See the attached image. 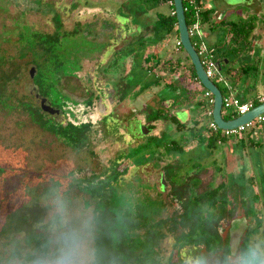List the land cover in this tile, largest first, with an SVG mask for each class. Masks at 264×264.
Listing matches in <instances>:
<instances>
[{"label": "rangeland", "instance_id": "rangeland-1", "mask_svg": "<svg viewBox=\"0 0 264 264\" xmlns=\"http://www.w3.org/2000/svg\"><path fill=\"white\" fill-rule=\"evenodd\" d=\"M142 1L0 0V233L1 229L6 227L9 213L29 203L38 204L34 215L41 218L40 226L32 235L28 233L0 235V264H55L62 246L61 238L69 231L78 232L85 238L87 250L91 254L89 259L79 258L77 264H94L96 202L86 187L89 186V181L93 182L92 177L96 175L100 181L110 176L113 184H116L117 194L134 205L152 198L150 202L155 203L158 209L162 198H166L170 192V195L174 196L173 199L182 202L178 211L179 218L186 215L188 208L191 209L192 195L211 190L225 179L226 182L230 181L231 176H226L225 172L228 165V169L231 168L228 162L231 160H225L220 152H213L205 145L196 142L186 143V134L172 131L173 127L167 123L168 121L153 120V111L173 106L175 98L185 96V90H181L182 83H176L177 92L155 86V74L142 68L141 58L146 54L172 61L183 60V63L186 61L185 52L176 51V36L167 34L161 28H153V14L168 13V6L148 5L149 9H146V3ZM203 2L212 4L216 11L213 20L216 22L238 21L254 16L259 28L257 31L263 34L256 35V39L259 36L262 38L258 40L259 44L254 41L250 50L258 55L259 45L264 48L262 14L264 0H203ZM116 22L125 28L135 29L126 43L127 45L129 43L127 49L122 52L123 55H130L132 60H129L126 72L123 73L119 62L115 67L113 63L107 65L109 61L106 59L112 55L110 54L112 49L108 48L101 64L103 73L99 66L101 53L108 45H114L113 34L109 33L111 29H116ZM204 30L208 31L206 26ZM217 31L216 44H222L224 51L227 48L224 45L226 29L221 27ZM49 35L53 39L50 48L45 41ZM116 35L121 36V33L117 31ZM140 35L146 39V47H140L136 43ZM205 42L209 48L212 46L208 34ZM115 59L121 60L117 55ZM58 63L61 64L60 67H57ZM33 64H38L41 76L37 78V82L43 81V84L50 86L57 82V78L65 85L70 84L75 88L70 90L68 87L70 96L76 102L74 103L76 117L80 120H91L94 125L92 130L89 128V131H86L83 138H79V141L69 143L68 138L62 139L64 136L59 126L51 121L50 124L54 126L56 132L52 133L45 129L49 122L46 126H42L41 122L36 123L19 104L26 102L33 108L35 106L33 98L28 93V88L33 82L29 78V70ZM49 65L61 71L55 72L52 67L50 70ZM77 68L79 69L76 74L66 81L65 77H69ZM115 70L119 72L114 74ZM221 74L225 75L224 70ZM107 82L115 83L120 90L129 86L124 95L130 97L132 92L135 95L131 99L132 102L135 101L133 105H128L129 100L123 102L126 107L120 108L119 116L122 117L123 112L129 109L127 116L139 117L142 123L154 128L153 133L157 134L156 136L141 135L138 124L132 125L130 133H127L121 127L123 117H118V121L108 118L98 122V112L101 109L96 106L90 113H85L82 90L94 91L93 87H96L100 91H106L112 87ZM212 82L224 95L227 93L225 85L217 80ZM246 83L256 86L245 91L243 89L245 82H242L235 90H231L232 94L239 99L247 100L257 98L264 92V79L260 76L256 83L253 78ZM48 94L49 101L56 107L68 100L64 94H60L57 89L54 90L53 86L50 87ZM196 96V100L206 102L203 92H198ZM169 98L173 101H169ZM108 109L112 110V107ZM196 109L194 106L191 111L183 109L178 113L174 110L172 114L181 124H186L190 122ZM135 113L138 114L134 115ZM44 118L42 119L45 120ZM202 120L207 125L209 118L204 116ZM252 129L262 134L260 130L263 129L259 126H254L249 131ZM81 136L80 134L79 137ZM243 138L244 135H238L226 139L225 143H228L230 148L245 146L248 164L250 168L255 167L257 177L255 180L253 176L252 183L257 189L260 188L263 194L264 170L259 169L260 166L264 167V147L257 150L253 147L248 148L247 144L243 143ZM263 140L261 137L258 141L261 146L264 145ZM171 141L184 144L183 151L169 148ZM169 163L171 166L164 171L166 178L163 180L160 177L161 166ZM116 167H119L121 173ZM125 170L128 172L125 173ZM230 174L232 175L231 172ZM234 178L236 180L235 176ZM195 181L198 183L200 181L199 187L192 191L191 187ZM233 193L242 196L240 191L236 190ZM249 201L252 199L247 198L244 201L248 202L245 203L246 206L250 205ZM197 208L200 209L199 206ZM173 209L174 207L170 206L164 213L170 214ZM203 214L205 215V212ZM191 215L194 216V213ZM25 228L27 227H22V232H26ZM164 228L167 235H174L175 230L170 228L169 221L164 224ZM7 231L14 229L9 227ZM188 231L189 228L181 226L178 234H186ZM257 245H261V242ZM164 246L160 247L162 253L154 258L156 259L154 264H159L160 260L163 264H169V260L177 264L179 256L183 257L186 251L191 253L199 248L185 245L177 246L174 250L173 240ZM192 256L191 253L190 258Z\"/></svg>", "mask_w": 264, "mask_h": 264}, {"label": "trees", "instance_id": "trees-1", "mask_svg": "<svg viewBox=\"0 0 264 264\" xmlns=\"http://www.w3.org/2000/svg\"><path fill=\"white\" fill-rule=\"evenodd\" d=\"M143 2L146 3V9H149L147 7L148 5L154 7L168 6V13L156 12L153 14V28H161L167 34H174L178 39L177 20L172 4L173 0H143L142 3ZM195 5L196 7H201V0H196ZM213 13L212 9H206L200 11L196 15L195 9H191L184 13L185 22L186 25L189 26L194 19H198L203 25L207 24L211 31L220 29L221 27L226 29L227 35L225 36V44L223 43L227 46L226 50L223 51L222 44H214L210 47V50L214 53L215 61L219 63L220 72L224 70L225 75L223 77L229 88L235 90L242 82H245L244 85H246V82L252 78L256 83L259 76L261 79H264V61H261L258 56L255 58L249 56L252 34L257 27L255 17L251 16L248 19H241L238 21L222 20L216 22L213 20ZM49 40L51 41L49 42ZM45 41L50 45L53 43L52 37L49 39L47 37ZM184 60L186 61L185 63H183V60L172 61L171 59H161L157 55L146 56V70L149 73L155 74V86H162L177 92L178 83H182L184 86L183 90H185L188 89L189 83L194 82V84H197L200 88L198 91H191L189 89L187 91L188 94L185 92L183 98H175V104L170 108H160L153 111V120L168 121L167 123H169L176 132H184L186 134V143L196 142L214 151L219 144L226 142V138L221 137L218 133L215 134L210 132L207 125L204 124L202 118L205 116L204 112L208 107V103L207 101L203 103L201 100H196V95L198 92L205 90L199 84L194 68L186 54ZM62 64L64 65V63ZM60 66L61 64L58 63L57 67ZM41 86L46 87L47 85L46 83L43 84L42 81ZM255 86L256 84L251 85L248 89L252 90ZM175 97H177V93ZM256 100L257 98L254 97L245 101H253L256 103ZM191 102H194V106H196L197 109L194 112L192 125L188 127L181 124L172 112L176 109H181ZM19 104L22 105L32 118H36L38 123L41 122L43 126L47 125L49 121H42L43 115L39 113V110H35V108L31 107V104L26 102H21ZM221 113L225 121L238 118L237 115L223 110ZM48 124L47 128L55 133L56 130L53 129L54 126H51L50 123ZM59 130L64 137H67L72 142L79 141V138H83L86 132L84 128H77L72 125H70L69 129L64 130L62 127H59ZM80 134L82 135L81 137H79ZM242 141L247 144L248 148H256L259 145L253 142L248 134H246ZM183 146L184 144L180 145L175 141H171L169 148L174 151L182 152ZM111 179L110 176H107L104 178V181L98 180V182L87 187L91 198L96 202L95 211L97 215L95 216L94 222L97 228L94 264H154V261H156L154 258H157L158 254L162 253L159 245L165 238V233H162L161 228L167 223V220L165 221V219L162 220L161 218L156 220L155 217L158 209H156L155 203L151 202V210L146 212V201L137 202L134 205L126 201L123 196H119L117 194L118 190L116 189V185L113 184V180L111 181ZM218 193L219 187L192 197L191 203H193L191 209L188 208V211H186V215L179 218L177 212L168 220L170 228L175 230V237H177L174 241L175 245L182 247L184 244L191 243L195 235L194 230L206 227V224L202 226L204 221L203 218L206 215L203 217L200 215V211L203 209L206 213L208 207L214 206L218 201ZM37 205V203L32 202L21 209L9 213V220L5 225L6 227L1 229L0 235H17L22 233L32 235L35 229L41 224V218L34 215ZM198 206L200 209L197 208ZM198 211L199 214L197 215ZM192 213H194L195 217L191 215ZM23 226L27 227L25 228L26 232H22ZM181 226L182 228H189V231L186 232V234H178ZM9 227L10 229H14V231H7ZM196 236H198V232ZM204 238L205 237H203L202 240L205 243L206 240ZM182 241H184V243ZM169 262V264H175L172 260H169ZM159 264H163L161 260Z\"/></svg>", "mask_w": 264, "mask_h": 264}, {"label": "flooded vegetation", "instance_id": "flooded-vegetation-1", "mask_svg": "<svg viewBox=\"0 0 264 264\" xmlns=\"http://www.w3.org/2000/svg\"><path fill=\"white\" fill-rule=\"evenodd\" d=\"M117 31L121 33V36L116 35ZM134 32H135V29L125 28L119 23H117L116 29L115 28L111 29L109 34L110 35L113 34L114 38H112L113 39L112 41H113L114 45H112V44H110V42H108L110 45H108L107 48L105 47L106 49L103 47L105 49V51L101 53L102 55H101V59L99 62V66L101 69H103V66H101V64L104 62L105 55L108 52L106 50L108 48H111L112 53H110V54H112V55L106 59V61H109V64H107V65H110L113 63L112 65L115 67L117 65V63L119 62V64H120L119 66H120V69L122 70V72L123 73L126 72L127 63L129 62V60H132V57H130V55H127V54L123 55V53H124L123 50L127 49V46L129 45V43H128V45L126 43L130 40L131 35H133ZM123 33L125 34L124 36L122 35ZM47 37L49 39L51 36L49 35V36H46V38ZM50 41L51 40H49V42ZM137 41L138 42H136V43L139 44L140 47H146V39H144V37H142L141 35L138 36ZM48 46L50 48V44H48ZM113 48L115 49L114 51H113ZM117 53H119V54H117ZM114 54L117 56H120L121 60L118 61V59H115ZM121 55L123 57H121ZM141 66L144 70H146V54H144L143 57L141 58ZM33 67L35 68V72H34L33 78H30V75H29V78L31 80H33V82L31 83V85L28 88V93L33 98V102L35 104V106H34L35 110H39V113L43 115V118L45 117L44 118L45 120L42 119V121H44V122L49 121V123L51 121L53 123H56L59 127H62L64 129H69L70 125H72V126L77 127V128H82V129L84 128L86 131L87 130L89 131V128L92 130L94 125H93L91 120H88V119L87 120H80V119H78V117H76V113H75V110H76L75 106L76 105H74V103H76V102L70 96L71 92L68 89V87H69V88H71L70 90H74L75 88L73 87V85H70V84L65 85L64 82H61L60 80H57V78H56L57 82L54 85L51 84L50 86L47 85L46 87L45 86L42 87L41 86L42 82H40V83L37 82L38 81L37 78L40 76L39 75L40 73L38 71V64H33ZM51 67L54 68L53 65ZM51 67H50V70L52 69ZM78 69L79 68H77L76 71L74 70V72L71 75H69V77H67V78L65 77L66 81H68L67 79L71 78L72 75L76 74ZM116 70L113 72L114 74L119 72ZM56 71H61V70L55 69V72ZM101 72L104 73V69L101 70ZM46 78H47V76H46ZM41 80H42V78H41ZM107 83H108V85H111L112 87H109L108 89H106V91H100V90L96 89V87H93L94 91H91L88 89H83L84 88L83 86L81 87V89H83L82 90L83 91L82 103H83L84 111L86 110L85 113H90L94 109V107L96 106V107L101 109L98 112V118H99L98 122H102V120L108 119V118L112 119L113 121H118V117L119 118L123 117L124 120L123 121L120 120V121H122L121 127L127 133H130V130H131L130 127L132 125L138 124V127L139 126H148V125L142 123V121H140L141 119L137 116L136 117L135 116H133V117L127 116L129 109L123 112L122 117L119 116L120 108L126 107L123 102L129 100L130 103L128 105H133L135 101L132 102L131 99H132V96H135V95L133 94V92L130 93V97L129 96L126 97L124 95L126 93V91L128 90L127 87H129V86L124 85L125 87H123V90H120L115 86V83H111V84L109 82H107ZM48 84H49V81H48ZM51 86H53L54 90L57 89V91L60 94H64L66 96V98L68 99L65 102H62V105L59 107L53 106L51 104V102L49 101V97H48L49 94L48 93H49V89ZM34 89H36L38 91V93H37L38 97H36ZM134 93H136V92H134ZM41 99L46 100L45 104L49 105L52 109H54L57 112H55L54 114H49V113L43 112L42 109L40 108V100ZM106 102H108V104ZM66 103H67V105H66ZM109 107H112V110H109L108 109ZM137 114L138 113H135L134 115H137ZM126 116H127V118H126ZM32 119L36 123H38V120L36 118L33 117ZM105 127H107V126H105ZM148 128L154 129L152 126H148ZM45 129L54 133L53 131H51L48 128H45ZM152 136H156V135L153 134ZM62 139H65V137H63ZM70 142H72V141L69 140V143ZM168 166L169 167L171 166L170 163L161 166L160 177H162L163 180H165V178H166V176H165L166 174L164 173V171L167 169ZM118 168L116 167V170L121 173V171L118 170ZM226 171H227V169H226ZM123 172L124 171H122V173ZM127 172H128V170H125V173H127ZM92 180H93V182L89 181L88 185H91V184L98 182L97 175L92 177ZM199 183H200V181H199ZM199 183H198V181H195L192 184L193 186L191 187V190L196 191L199 187V185H198ZM238 183H239V186H238ZM240 185H241L240 182L238 180H235L234 175H233L231 177L230 181L226 182V179H225V181L219 182L213 189H211V190H214L217 187H219V193H218V197H217L218 201L214 206L207 208V211L205 213L206 216L203 214L204 213L203 209L200 212V215L203 214L202 216L206 217V219H204L205 217L203 218L204 221L202 223V226H204L206 224V227L205 228L204 227L199 228L198 230H194L195 235H194L193 239L191 240L192 242L190 241L191 243L184 244L182 246V247H184L185 245H189V247H193L196 249L198 247L199 248H198V250H193V252L191 251V253L193 254V256L191 258H190L191 253L189 251H186L183 254V257L179 256V259H178L179 261L177 262V264H188V261L194 260L196 258H205L208 261V264H223L224 257L225 256H231L233 254V253L231 254V250L229 248L230 247L229 236H230V231H231L232 225L234 223H236V225L241 223V225H242L243 221H244L243 222L244 227H243L242 232L239 236V239H238V242H237V245L235 248V253L245 251L250 246L257 245L260 242H261V246L264 247V193L262 194L261 189L259 188L257 190L255 196L254 197L252 196V198H250L247 196L246 189ZM234 187L239 188V189L233 190ZM211 190H207L204 192H208ZM236 190L240 191L242 193V196H240L239 194L234 195L233 192ZM204 192H202V193H204ZM202 193H198V194H202ZM260 193H261V195H260ZM194 196H196V194L192 195V197H194ZM192 197H191V200H192ZM173 198H174V196L172 194L170 195V192L167 193L166 198H162L163 201H160V207L158 208V212H157L156 217H155L156 220L161 218L162 220L165 219V221L166 220L168 221L180 210L179 208L181 207L182 202H180V200H175ZM247 198L249 200L252 199V201H249V203H250L249 206L245 205V203L247 204L248 202H244ZM150 199L152 200V198H150ZM150 199L149 200L146 199V212H149V210H151ZM167 199L169 201H167ZM158 200L159 199H156V201H158ZM170 206L174 207L172 213H170V214L167 212L164 213L166 211V209H169ZM157 215H158V217H157ZM165 230L166 229L164 228V226H162V228H161L162 233H165ZM197 232H198V236H196ZM202 232L204 233V235ZM200 233H202V234H200ZM203 237H205L204 238L206 240L205 243L202 240ZM174 238H176L175 233L172 236H169L165 233V238L162 240V243L159 245V247H165L164 245H169L170 240H173V243H175ZM182 242L184 243V241H182ZM177 246L178 245H175L174 250H176ZM186 247H188V246H186ZM183 249H185V248H183ZM173 254H174V252H173Z\"/></svg>", "mask_w": 264, "mask_h": 264}, {"label": "built area", "instance_id": "built-area-1", "mask_svg": "<svg viewBox=\"0 0 264 264\" xmlns=\"http://www.w3.org/2000/svg\"><path fill=\"white\" fill-rule=\"evenodd\" d=\"M195 4L196 0H182L183 12L185 13L190 11L191 9H195L197 15L200 11L204 10L203 7H196ZM187 32L190 43L197 54L206 77L211 81L217 80L218 82L225 85V90L227 91V93L225 95L221 93L223 111L235 114L240 117L257 107L258 105L264 104V92L257 97L256 103L253 101L243 102L241 99L237 98V96L232 94L231 89L229 88L226 80L220 72L219 63L215 61L214 53L212 52V50H210L209 46L204 41L203 24L198 19H194V21L190 23L189 26H187ZM175 48L176 51L182 49L178 39H176ZM204 98L208 103V107L206 108L204 115L205 117L209 118L207 127L212 133H218L221 137L229 139L238 135L246 136L247 131L254 126L264 125V113H262L254 118L251 122L243 126H239L231 130L220 129L212 119L213 98L211 93L205 90Z\"/></svg>", "mask_w": 264, "mask_h": 264}, {"label": "water", "instance_id": "water-1", "mask_svg": "<svg viewBox=\"0 0 264 264\" xmlns=\"http://www.w3.org/2000/svg\"><path fill=\"white\" fill-rule=\"evenodd\" d=\"M173 8H174V14L176 16L177 20V31H178V40L181 44V47L185 54L189 57L190 62L194 68L196 78L199 82V84L203 87L204 90L208 91L211 93L212 98H213V108H212V119L216 123V125L220 129H235L239 126H243L245 124H248L251 122L254 118H256L258 115L264 113V104L258 105L254 109L250 110L248 113L245 115H242L234 120L231 121H225L222 118V94L220 90L214 85V83L209 80L204 72V69L202 68L199 59L197 57L196 52L194 51L189 37H188V32H187V26L185 22V16L183 12V5H182V0H173ZM35 72V68L32 67L29 71L30 78H33ZM36 97H38V91L34 89ZM46 100L41 99L40 100V108L42 109L43 112L49 113V114H54L55 111L52 109L49 105L45 104ZM177 118V117H176ZM139 132L141 135H153L154 129L148 128V126H139L138 127ZM137 129V130H138ZM157 135V134H155ZM244 222V221H243ZM243 222L242 225L239 223L236 225L234 223L232 225L231 231H230V236H229V245H230V250L231 254L235 252V248L239 239V236L242 232L243 229Z\"/></svg>", "mask_w": 264, "mask_h": 264}, {"label": "crops", "instance_id": "crops-1", "mask_svg": "<svg viewBox=\"0 0 264 264\" xmlns=\"http://www.w3.org/2000/svg\"><path fill=\"white\" fill-rule=\"evenodd\" d=\"M201 3H202V6L201 7H203V9L204 10H206V9H212L213 10V14H212V17H213V19H215V16H216V14H215V9L214 8H212V4H205L206 2H203V0H201ZM262 14H264V12L262 13ZM251 16V15H250ZM216 20H219L218 18H216ZM222 21V20H221ZM229 21V20H228ZM218 22V21H217ZM204 26H206L207 27V32H205V30H204ZM259 28L257 27L255 30H254V32H253V34H252V38H251V44L254 42V41H256L257 43H258V40H260L261 38H262V36H259L258 37V39H256V35H258V34H263V32H258L257 30H258ZM216 31L217 30H213V31H211L210 29H209V27H208V25L206 24V25H203V38H204V41H205V39H206V34H208V38H209V40L211 39V43H210V45H214V44H216L217 43V39H218V37H217V35L219 34V31H217L218 32V34L216 33ZM209 33H210V35H209ZM263 38H264V35H263ZM256 39V40H255ZM259 44V43H258ZM259 47H260V49H259V52H258V55H257V53H254L252 50L249 52V56L250 57H257L258 56V58L259 59H261V61H264V48H262L261 47V44L259 45ZM245 56V55H244ZM182 85V88H181V90L182 91H184L183 90V88H184V86H183V84H181ZM251 85H249V84H246V85H244V90L246 91L249 87H250ZM191 90V91H194V90H199L200 88H199V86L197 85V84H194V82H192V83H189L188 84V89H185V92H186V94H188L187 93V91L188 90ZM203 92V95H204V92L205 91H202ZM243 102H246L245 100V98H240ZM169 101H173V99H170L169 98ZM166 102V101H165ZM194 106V102H191V103H188L186 106H184V107H182L181 109H176V113H178V112H180V110H188V109H190V111L192 110V107ZM170 108V107H169ZM167 109V108H166ZM195 112V111H194ZM193 112V113H194ZM222 112V111H221ZM177 119V118H176ZM194 120V117H192L191 118V120H190V122H188V123H186V124H184L185 126H190V125H192V121ZM159 121H162V120H159ZM156 122H158V121H156ZM172 127V126H171ZM169 128V127H168ZM259 128H262L263 129V131L262 130H260V132L262 133V134H260V133H256L255 131H254V129H252L251 131H247V133L246 134H248V136H249V138L253 141V142H255V143H258L259 145L256 147V148H254V149H258L259 147H264V145L263 146H261L260 145V143L258 142L259 140H261V137L264 139V127H260L259 126ZM174 130V128H172V131ZM258 130V129H257ZM179 133V132H178ZM185 134V133H184ZM244 137H245V135H244ZM264 141V140H263ZM237 145V144H236ZM242 145V144H241ZM233 148V147H232ZM230 148L229 146H228V143H222V144H219L218 146H217V148L214 150V152H220V154L225 158V160H227V159H229V160H231V161H228L229 162V164L231 165V168L230 169H228V167H229V165H228V167H226V169H227V171L225 172V174H226V176H235L236 177V180H238L239 182H240V186H242V187H244L245 189H246V191H247V196L248 197H250V198H252V196L254 197L255 196V194H256V192H257V188H256V186L252 183V180H253V178L255 177V180L257 179V177H256V174H255V170H254V166H251V168H250V166H249V164H248V160H247V155H246V153H245V146L244 145H242V147L241 148H239L238 146L236 147V148ZM256 158L258 159V157L256 156ZM264 170V167H261L260 166V169H259V171H261V170ZM220 171V170H219ZM230 172L232 173V175L230 174ZM254 176V177H253ZM231 179V178H230Z\"/></svg>", "mask_w": 264, "mask_h": 264}, {"label": "clouds", "instance_id": "clouds-1", "mask_svg": "<svg viewBox=\"0 0 264 264\" xmlns=\"http://www.w3.org/2000/svg\"><path fill=\"white\" fill-rule=\"evenodd\" d=\"M61 248L55 264H77L79 258L89 259L85 238L78 232L69 231L61 238ZM188 264H208L205 258H196ZM223 264H264V247L261 245L250 246L245 251L225 256Z\"/></svg>", "mask_w": 264, "mask_h": 264}]
</instances>
